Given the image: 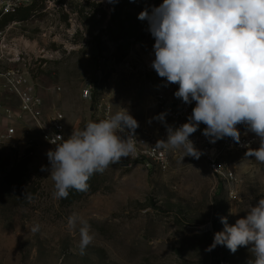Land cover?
Returning <instances> with one entry per match:
<instances>
[{"label": "rangeland", "instance_id": "374dc122", "mask_svg": "<svg viewBox=\"0 0 264 264\" xmlns=\"http://www.w3.org/2000/svg\"><path fill=\"white\" fill-rule=\"evenodd\" d=\"M33 1L31 11L0 19V71L13 66L15 55L27 54L31 86L44 98L46 115H65L68 137L88 121L102 120L101 106L111 114L126 108L143 131L161 136L154 119L160 113L153 82L161 78L151 67L155 39L138 16L163 0H122L117 7L109 0ZM125 31L135 35L123 37ZM0 100L20 113L19 98L1 78ZM21 124L14 140L4 139L11 124L0 111V181L11 176L14 188H0V264H250L254 259L252 245L235 253L224 245L208 250L214 233L223 230L220 217L234 224L264 196V163L254 157L231 155L228 163L238 181L228 182L215 177L205 160L170 150L167 171L110 165L90 177L86 192L70 189L66 199L57 200L48 146L37 134L27 136ZM73 213L86 219L94 234L83 254L79 225L74 231L67 226ZM35 225L39 231L33 233Z\"/></svg>", "mask_w": 264, "mask_h": 264}, {"label": "clouds", "instance_id": "9594fccd", "mask_svg": "<svg viewBox=\"0 0 264 264\" xmlns=\"http://www.w3.org/2000/svg\"><path fill=\"white\" fill-rule=\"evenodd\" d=\"M114 2V0H109ZM155 39V59L151 67L168 84L178 85L174 96L185 104L195 102L188 122L178 128L165 123L167 139L157 140L154 150H183L184 156L202 154L189 137L201 123L203 135L212 143L231 137L240 143L237 125L246 123L259 137V147L243 145L245 157L264 163V0H163L151 13L142 11ZM165 113L158 119L164 123ZM138 121L126 108L98 122L88 121L64 139L53 138L54 149L47 151L53 198L66 199L70 189L86 192L95 173H103L122 158H135ZM42 171L46 169L42 166ZM29 200L30 196L27 197ZM223 230L214 233L213 243L232 253L252 245L250 264H264V196L250 206L246 216L229 224L220 217ZM79 225L80 253L92 243L94 234L86 219L73 213L67 226ZM39 231V225L31 228Z\"/></svg>", "mask_w": 264, "mask_h": 264}, {"label": "built area", "instance_id": "2783aa9c", "mask_svg": "<svg viewBox=\"0 0 264 264\" xmlns=\"http://www.w3.org/2000/svg\"><path fill=\"white\" fill-rule=\"evenodd\" d=\"M33 0H0V19L3 16L13 15L26 9L33 4ZM26 55L17 54L10 61L14 62L13 66H9L5 70L0 71V78L4 81L5 87L9 92L19 98L20 113L17 114L5 102L0 100V111L5 114L6 120L11 124L6 130L3 137L8 141L15 139L18 131V125H22L27 136L37 134L48 146V149H54L55 144L50 141L62 136L68 138L66 130V119L62 112H54L46 115L44 110V98L38 94L31 86V69L32 63ZM22 62V63H18ZM155 104L159 113H165L164 123L160 121V130L163 132L161 136L150 135L139 127L135 130L138 154L135 158H122L118 163L125 168H131L136 165L143 166L147 169H159L167 171L171 165L170 150L158 149L154 150L157 140L167 139V131L165 123L174 128H178L183 123L188 122V117L195 107V102L185 104L181 99L174 96L178 89L176 84H168L166 86L165 78H160L153 82ZM85 97L90 96V91L87 89L84 92ZM102 119L111 115V110L108 106H101ZM29 118L32 123H27L24 119ZM206 125L200 124L199 129L192 134L189 139L193 141L194 146L202 154L199 158L205 160L209 169L215 177L228 182H237L238 175L232 168L228 159L234 153L244 154L247 149L243 146L250 144L251 148L259 147V137L249 131L246 123H240L236 127L240 132V143L237 144L231 137H224L212 143L210 138L205 137L202 133ZM220 264H234L227 260L220 261Z\"/></svg>", "mask_w": 264, "mask_h": 264}, {"label": "trees", "instance_id": "16d2710c", "mask_svg": "<svg viewBox=\"0 0 264 264\" xmlns=\"http://www.w3.org/2000/svg\"><path fill=\"white\" fill-rule=\"evenodd\" d=\"M115 1V4H116V7L117 6H120V3L122 2V0H114ZM128 1V0H127ZM131 1H133V2H138V1H141V0H131ZM31 8L32 7H30V8H27V9H25V10H28V11H31ZM117 9H119V8H117ZM145 9H147V8H145V7H143V11L145 10ZM24 10V9H23ZM23 10H21L20 12H18V13H16V14H13V15H7V17L9 16V17H17V16H19L20 14H21V12L23 11ZM148 10V9H147ZM149 11V10H148ZM141 21V24H143V25H145L146 27H148V25H149V23H148V21L147 20H140ZM124 27H122L121 29L122 30H125V25H123ZM125 33H127L126 35H124L123 37H126V38H128V37H132L133 35H135V34H131V32H126L125 31ZM12 179L13 178H11V176H9L8 178H5L4 180H1L0 181V188H1V192H2V190H5V189H8L9 191H11V190H13L12 189V187L10 186V182L12 181ZM13 187H15L16 188V185L15 186H13ZM0 192V193H1ZM1 195V194H0Z\"/></svg>", "mask_w": 264, "mask_h": 264}]
</instances>
